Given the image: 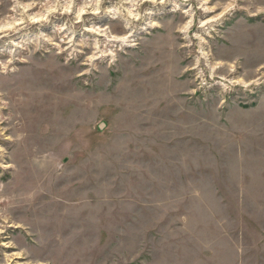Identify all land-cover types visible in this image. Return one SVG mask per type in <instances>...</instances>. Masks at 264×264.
I'll return each mask as SVG.
<instances>
[{
  "label": "rangeland",
  "instance_id": "obj_1",
  "mask_svg": "<svg viewBox=\"0 0 264 264\" xmlns=\"http://www.w3.org/2000/svg\"><path fill=\"white\" fill-rule=\"evenodd\" d=\"M127 1L0 0V264H264V0Z\"/></svg>",
  "mask_w": 264,
  "mask_h": 264
},
{
  "label": "bare ground",
  "instance_id": "obj_2",
  "mask_svg": "<svg viewBox=\"0 0 264 264\" xmlns=\"http://www.w3.org/2000/svg\"><path fill=\"white\" fill-rule=\"evenodd\" d=\"M126 2V1H125ZM127 2H129L130 3V5H132L131 4V2H133V0H131V1H127ZM18 7H20V6H18ZM131 7V6H130ZM129 8V7H128ZM128 10H130L131 11V9H128ZM151 13V12H150ZM33 21H38L39 20V18H37V17H35V16H32V17H30ZM210 21H212V19H209V20H204L202 23H201V25L202 26H204V25H206L207 23H209ZM21 22V21H20ZM2 26H5V28H7V27H10L11 25L7 22V25H0V28L2 27ZM188 26H190L189 24H188ZM188 26H185V28L187 29L188 28ZM186 29H183V30H186ZM91 30H97V28L96 29H91ZM101 33V32H100ZM107 33V32H106ZM106 33H103V34H106ZM98 34V33H97ZM129 35H132L131 33H128L127 35H115V34H107V36H108V38H107V44L108 45H112V46H114L116 43H119V44H127V42H129L131 39H129L128 37H129ZM95 42V41H94ZM129 45L131 44V43H128ZM96 46V45H95ZM99 46V45H98ZM107 49V48H106ZM105 48H101V50H99L100 52H101V54L100 55H97V56H101V55H108V54H113L112 53V51H110L112 48H110V49H107L106 50ZM202 52V51H201ZM204 53H206V52H204ZM96 56V57H97ZM104 57V56H103ZM159 72H160V70H159Z\"/></svg>",
  "mask_w": 264,
  "mask_h": 264
}]
</instances>
